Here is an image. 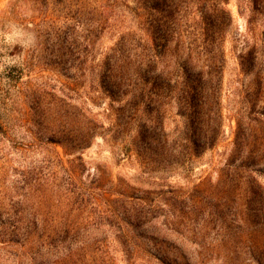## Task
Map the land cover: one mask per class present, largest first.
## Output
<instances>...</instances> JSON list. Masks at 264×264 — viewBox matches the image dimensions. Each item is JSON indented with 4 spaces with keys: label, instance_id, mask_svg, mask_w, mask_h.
Returning a JSON list of instances; mask_svg holds the SVG:
<instances>
[{
    "label": "rangeland",
    "instance_id": "obj_1",
    "mask_svg": "<svg viewBox=\"0 0 264 264\" xmlns=\"http://www.w3.org/2000/svg\"><path fill=\"white\" fill-rule=\"evenodd\" d=\"M0 264H264V0H0Z\"/></svg>",
    "mask_w": 264,
    "mask_h": 264
},
{
    "label": "trees",
    "instance_id": "obj_2",
    "mask_svg": "<svg viewBox=\"0 0 264 264\" xmlns=\"http://www.w3.org/2000/svg\"><path fill=\"white\" fill-rule=\"evenodd\" d=\"M1 128V127H0Z\"/></svg>",
    "mask_w": 264,
    "mask_h": 264
}]
</instances>
